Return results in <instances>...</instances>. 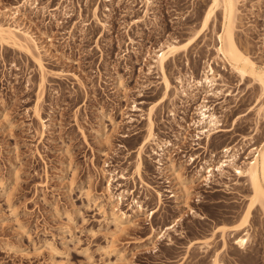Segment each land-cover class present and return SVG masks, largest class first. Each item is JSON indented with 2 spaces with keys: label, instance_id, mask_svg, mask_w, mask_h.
I'll list each match as a JSON object with an SVG mask.
<instances>
[{
  "label": "rangeland",
  "instance_id": "374dc122",
  "mask_svg": "<svg viewBox=\"0 0 264 264\" xmlns=\"http://www.w3.org/2000/svg\"><path fill=\"white\" fill-rule=\"evenodd\" d=\"M237 1L234 38L264 64V0ZM209 4L0 0V25L31 39L30 53L0 43V264L211 263L217 228L239 224L250 191L230 167L207 182L199 170L217 166L225 148L239 153V166L252 159L264 141V88L216 59L219 8L191 46L165 62L168 92L153 66L162 45L184 44L200 30ZM207 65L217 75L209 93L193 86ZM202 102L220 120L221 132L208 139L192 126ZM151 108L154 140L138 156ZM112 213L127 216L122 230ZM246 232V250L237 253L233 239ZM225 239L224 264H264L257 210L245 232Z\"/></svg>",
  "mask_w": 264,
  "mask_h": 264
},
{
  "label": "bare ground",
  "instance_id": "6f19581e",
  "mask_svg": "<svg viewBox=\"0 0 264 264\" xmlns=\"http://www.w3.org/2000/svg\"><path fill=\"white\" fill-rule=\"evenodd\" d=\"M237 2H238L237 0H210V4L206 8L201 18V21H200L201 28L195 35H193V37H191L184 44H178L175 40H172V41L166 42L164 45L161 46L159 51L155 54V57L153 59L154 60L153 66H155L157 70L159 71V73L161 74L162 84L164 86L165 92H168L170 89L169 81L164 74L165 73L164 65H166L165 62H167L168 59L170 58H174L175 56L181 53H184V51H186L187 48L191 46V44L195 41V39L198 38L199 35L209 27V22L211 18H213L215 10L218 8L220 9L222 20H221V30L219 33L216 34V39H217V47L215 48L216 59L222 61L223 64L228 66L229 69L233 73L237 74L241 79L249 78L253 82H256L257 84H259L261 89L263 90L264 88V64L263 63L256 64L254 61H252L251 58H249L245 52H242L239 49L238 44L234 38L233 27L235 24V20L237 18V9L235 7ZM30 40H31L30 37L25 32H21L17 27L0 25V43L1 44L11 45L21 51L30 53V46H29L30 45L29 43L31 42ZM206 68L207 70L204 72V75L200 79V81H196L195 84L193 83L194 85L193 84L192 85L195 86V88L205 87V90H204L205 93H209V91H212V88L215 86V77L217 75L214 73V70L212 69L210 65H207ZM193 86H191L189 82V84L186 85V88L190 89V87H193ZM206 89L207 90L210 89V90L206 91ZM182 93H184V90H182ZM212 95H215V93L213 92ZM152 111H153V108H151L148 113L147 136L144 139V141H142V144L139 147L138 156H140V153L144 149V147L148 143H151L154 140V134L152 133V122L150 118L151 116L150 114H152L151 113ZM194 113L197 116V120L193 122L192 126L194 127L195 130H197V134H196L197 138L199 137V135L204 134V136L208 139L210 136L214 135L215 133L221 132V129H218L219 124H220L219 123L220 120H218L219 117H217L216 114L212 112L209 107L204 105L203 102L199 104L198 106H196ZM225 132L227 131L225 130ZM158 145H154V146H157V148H162V146L160 145L158 146ZM163 145L165 144L163 143ZM232 150L233 149L231 148H225L222 151L223 155H222V158L216 163L217 166L211 165L210 162L208 161V162H204V164H206L207 166L204 165L205 168L201 167L199 170V174L201 171L204 172L205 170H207V172H205L206 175L203 176L204 181L207 182L210 180V177H212V173L214 170L223 172L224 168L230 167V169H232L234 173L235 178L238 180L244 179L246 186L248 190L250 191V194L248 197L249 198L248 204H247L246 209L243 212V215L241 217V221L239 222V224L231 228H226L227 226L226 227L219 226V228H217L219 230V233H220L219 235L221 237V246H220V249H218L217 246H216L217 249L214 248L212 252L210 264H224L222 260L223 255L221 256L220 253L222 251L225 252L226 250L230 248L226 242V239H225L226 236L228 234L231 235L233 233L236 234V233L245 232L246 227L248 225V219H249V216L252 210H257L260 213L262 220L264 221V141L261 142L260 145H258L256 148H253L249 151V155L252 157V159L247 163L242 162L243 165L241 163V166L236 164L239 153H237V151H234V150L232 151ZM194 160L195 158L194 159L190 158L189 162L192 164ZM158 165H161V164L158 163ZM170 169L172 171V174H174L177 180H179V183L181 185L184 184L185 180L182 179L178 175L175 167H173L172 164L170 165ZM136 173L137 175H139L140 173V162L139 161L137 164ZM200 176L202 177V175ZM120 178H123V177L121 176ZM112 181H113V177L111 175L110 180L107 185L108 187H110V184L112 183ZM182 187H183L184 195L187 197L189 195V192L185 188L184 185H182ZM156 194L158 197L157 205H160L162 204L161 203L162 201L161 193L157 192ZM120 200H121V197L119 198V201ZM191 209L189 211L193 210ZM136 212H143V208L141 207V205L136 204ZM154 212L155 211H152L150 215L152 216ZM192 213L196 214L195 212H192ZM112 218L118 230H122L125 227L124 225L125 221L128 220L127 216H125L124 213H118V214L112 213ZM168 228H166V230ZM247 234L248 233L246 232L244 236H240V237L238 236L233 239L232 246L234 247L235 252L239 253L240 251L246 250Z\"/></svg>",
  "mask_w": 264,
  "mask_h": 264
}]
</instances>
